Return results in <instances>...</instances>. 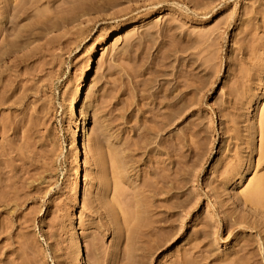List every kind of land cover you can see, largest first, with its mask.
Returning <instances> with one entry per match:
<instances>
[{
    "label": "rangeland",
    "instance_id": "obj_1",
    "mask_svg": "<svg viewBox=\"0 0 264 264\" xmlns=\"http://www.w3.org/2000/svg\"><path fill=\"white\" fill-rule=\"evenodd\" d=\"M35 1L0 0V264H264V197L242 202L264 179V0ZM167 100L186 112L136 150ZM152 159L171 190L149 241Z\"/></svg>",
    "mask_w": 264,
    "mask_h": 264
},
{
    "label": "bare ground",
    "instance_id": "obj_2",
    "mask_svg": "<svg viewBox=\"0 0 264 264\" xmlns=\"http://www.w3.org/2000/svg\"><path fill=\"white\" fill-rule=\"evenodd\" d=\"M34 1V0H33ZM37 1V0H36ZM35 1V2H36ZM39 1V0H38ZM110 1V0H109ZM192 1V0H191ZM1 2H2V0H1ZM9 3H10V1H8ZM8 2L6 3L5 2V4H2V3H0V9H2L1 11H3V12H1V13H4V14H6V15H3V14H1L2 15V17L0 18V21L2 20L4 23H5V25H3L4 27H2V28H0V33L2 32V35H5L4 37H5V39H7L8 37H9V35L11 34V33H13V32H11L10 30H12V23L14 22V19L12 20L10 17H9V15H8V13H6V11L8 12V8L9 7H7V6H9V5H11V4H8ZM23 3H25V2H23ZM8 4V5H7ZM26 4V3H25ZM98 4V3H97ZM3 5H5V6H3ZM7 5V6H6ZM21 5H23L22 3H21ZM27 5H28V3H27ZM34 5V4H33ZM104 5V4H103ZM107 5V4H106ZM109 5V4H108ZM112 5V4H111ZM12 6V5H11ZM18 6H20V5H18ZM24 6V5H23ZM95 6V5H94ZM7 7V9H5ZM15 7H16V5H15ZM14 7V8H15ZM90 7V6H89ZM19 8V7H18ZM84 8H86V7H84ZM104 8V7H103ZM24 9H26V8H24ZM90 9V8H89ZM19 10H20V8H19ZM18 10V11H19ZM10 12V11H9ZM13 12H14V10H13ZM18 13V12H17ZM23 13V12H22ZM14 14V13H13ZM30 14V13H29ZM17 15V14H16ZM13 15H11V17H12ZM24 16H25V14H24ZM17 17V16H16ZM20 17V16H19ZM55 17V16H54ZM38 21V20H37ZM11 23V24H10ZM35 24H38V23H35ZM41 24V23H40ZM18 25V24H17ZM19 27V26H18ZM18 27H15V29L16 28H18ZM11 28V29H10ZM21 30V29H20ZM14 35V34H13ZM1 36V35H0ZM10 36H12V35H10ZM22 36H24V35H22ZM21 37V36H20ZM3 38V37H2ZM12 38V37H11ZM19 38V37H18ZM4 39V38H3ZM5 39H4V41H5ZM9 40H11V39H9ZM3 41V40H2ZM4 41H3V43H4ZM1 42V41H0ZM10 42V41H9ZM20 42V41H19ZM3 43H2V45H3ZM12 43H13V41H12ZM1 44V43H0ZM9 44H11V43H9ZM18 44H21V43H18ZM18 44H16V45H18ZM25 44V43H24ZM6 46V47H5ZM4 47L6 48H4V49H1V51L2 52H8V49L10 48H7V44L5 45ZM10 46V45H9ZM20 46V45H19ZM21 46H23V45H21ZM1 47V46H0ZM12 47V46H11ZM13 48V47H12ZM0 51V52H1ZM10 53V51L8 52V54ZM3 54V53H2ZM8 54H7V56H8ZM1 56V55H0ZM4 60V59H3ZM189 61V60H188ZM192 61H194V60H192ZM4 63V62H3ZM189 64V62L187 63V65ZM191 64H194V62L192 63L191 62ZM197 65V64H196ZM198 65H200V63L198 64ZM197 65V66H198ZM191 66V65H190ZM202 66V65H201ZM188 67V66H187ZM186 68V67H185ZM180 73V72H179ZM184 75V74H183ZM175 76V75H174ZM183 77V76H182ZM180 78V77H179ZM173 79H174V77H173ZM195 79V78H194ZM177 81H176V83H175V85L178 87L179 85H181L183 82H181L179 79H176ZM184 80V79H183ZM185 81V80H184ZM201 81V80H200ZM200 81H199V84L201 85V83H200ZM191 82V81H190ZM198 83V82H197ZM199 84H198V86H194V87H192V89L193 90H195L196 89V91H198L199 90V88L201 89V87H199ZM203 84H205V83H203ZM202 84V85H203ZM187 83L185 84V85H183V86H185L187 89L188 88H190L191 86H193L192 84H188L187 86ZM197 85V84H196ZM201 85V86H202ZM169 86V85H168ZM176 86L174 87V85H173V87H174V89L176 88ZM204 86V85H203ZM202 86V87H203ZM239 86V85H238ZM237 86V87H238ZM180 87V86H179ZM185 87H180L182 90L184 89L185 90ZM199 87V88H198ZM171 88H172V86H171ZM179 88V89H180ZM163 89V88H162ZM191 89V90H192ZM160 90V89H159ZM181 90V91H182ZM184 90L182 91V93H183V95L185 94L184 93ZM201 91V90H200ZM233 91V90H232ZM236 91V90H235ZM169 93H166V95L168 94H171V90L170 91H168ZM199 92V91H198ZM153 93H155V92H153ZM180 93V92H179ZM182 93L180 94V95H182ZM172 94H173V90H172ZM4 95V94H3ZM151 95H153L154 96V94H151ZM151 95H149V96H151ZM157 94H155V96H154V101H156L157 100V96H156ZM185 96V95H184ZM2 97V96H1ZM164 97H165V95H164ZM167 97V96H166ZM174 97V96H173ZM172 97V98H173ZM182 97V96H181ZM4 98V97H3ZM149 98V97H148ZM156 98V99H155ZM179 98H180V96H179ZM178 98V99H179ZM185 97H183V99H184ZM6 99V98H5ZM169 99H171V98H169ZM168 99V100H169ZM174 99V98H173ZM173 99H171V100H173ZM151 101H153V99H150ZM159 100H160V98H159ZM167 100V101H168ZM180 100H181V98H180ZM185 100V99H184ZM183 100V101H184ZM174 101V100H173ZM169 102L170 103V106H169V103H167L168 105H167V109L165 108L164 110H167V112L169 111V108L171 107V105L173 106L174 105V103L175 102ZM182 101V100H181ZM3 102V101H2ZM164 102V101H163ZM160 104H161V102H160ZM165 104V103H164ZM149 105V104H148ZM152 105V104H151ZM177 105H178V102H177ZM164 106H166V104L164 105ZM152 107V106H151ZM157 107V106H156ZM187 107H188V105H187V102H183L182 104H181V102H180V105H178V108H176L177 109V111H176V114L173 112V113H171V111L170 112H168L169 114L165 117L163 114V111H162V114H161V117L163 118V119H161V117H160V119L161 120H159L158 118H156V117H154V113H155V116H156V114L158 115H160V111H158L157 109H159L158 107H157V109L156 108H154L155 110H153L152 108H150V111H152L153 113L152 114H150L151 116L150 117H147V119L148 120H150L151 121V124L150 125H146V126H150L149 128H147V127H145V128H147V132L145 131V138L144 137H142V135H141V133H140V135H141V137H139L138 139L140 140V139H144L143 141L141 140V142L142 143H140V141H139V143H138V141L136 140V142L138 143L137 144V146L138 147H136V150L138 149H142V147L144 148H147L148 146H147V144H149V142H151L152 140L154 141V138L153 137H155L156 138V136L158 137L159 136V132L160 131H163L164 129H166V127L167 126H170L169 124L170 123H172L173 121H174V118H177V116L180 118L185 112H186V109H187ZM163 108V107H162ZM161 109V108H160ZM171 109V108H170ZM158 112H157V111ZM147 111V110H146ZM156 111V112H155ZM143 112V111H142ZM165 112V111H164ZM166 112V113H167ZM165 113V114H166ZM153 115V116H152ZM264 119V118H263ZM263 119H262V121H263ZM149 122V121H148ZM137 126V125H136ZM139 128V127H138ZM168 128V127H167ZM144 130H146V129H144ZM139 136V135H138ZM144 136V135H143ZM163 136V138L165 137V138H167V136H164V135H162ZM137 138V137H136ZM263 140V139H262ZM264 141V140H263ZM165 142V141H164ZM167 143V142H166ZM263 144H262V148H260V149H262L261 151V156H263L264 157V155H262V154H264L263 152H264V142H262ZM166 145H168V144H165V146ZM134 146V145H133ZM136 146V145H135ZM147 146V147H146ZM164 146V147H165ZM127 147H129V146H127ZM167 148H169L168 146H166ZM149 148V147H148ZM165 149L166 151H167V153H169L168 152V149ZM77 149H78V151L79 152H81L80 150H81V148H80V146H77ZM131 149V148H130ZM150 150L151 149H153V148H149ZM134 150V149H133ZM146 151V150H145ZM152 151V150H151ZM78 154H80V153H78ZM167 155V154H166ZM170 155V154H169ZM168 155V157L170 158V156ZM168 157H166L165 159L167 160V158ZM168 158V159H169ZM157 159V158H156ZM156 159H152V160H156ZM263 159V158H262ZM161 160V159H160ZM164 160V159H163ZM235 161H237L238 163H239V159H237V160H235ZM234 161V162H235ZM162 162V161H161ZM168 162H170V161H168ZM236 162V164H238ZM241 162V161H240ZM154 163H157V164H154ZM154 165L152 166V164L150 165V168L151 167H153V169H151L152 171H150V173H149V175H150V177H148V176H146V177H148V178H144L145 180H143L144 181V183H143V185H142V187H143V190L145 191V193H146V189L147 190H149V191H147V193H149V195H150V197H152V198H148V194L146 195V197H147V199H149V200H151L150 202H149V200L147 201L146 200V202H148V203H150V204H148V205H150V208L148 207L147 209H149V210H145V212H147V213H145V215L146 214H148V216H146L147 217V219L145 218V217H143V218H145L144 220L145 221H141L140 220V217L138 216V220L136 219H134L135 221L134 222H136V224L134 223V225L133 226H135L136 228H137V231H138V233H139V236H141L142 238H143V240H144V237L146 238L147 237V239L149 240V238H151V237H153V235L155 234V232H157L156 230H157V225H156V223H157V218H156V213L158 212V210H157V208L159 207V205H157L155 202H156V199L158 198V197H156L157 195H160V191H161V193L162 194H165V190L167 189V187H165V186H169L170 185V183L168 182V180L169 181H171L170 180V178L168 177V173H165L164 171H162V173L160 172L161 170L159 169V163H158V160H156V161H154ZM235 164V166H238V165H236ZM233 165V164H232ZM232 165H231V169L233 168V167H235V166H233L232 167ZM165 166V165H164ZM166 166H168V165H166ZM165 166V167H166ZM149 168V169H150ZM167 168V167H166ZM159 169V170H158ZM230 169V170H231ZM240 169V168H239ZM168 170H170V172H171V169L168 167ZM233 171H236V172H238L239 170H238V168H236L235 167V170H233ZM151 172L152 173H154V174H151ZM168 172V171H167ZM229 172V171H228ZM228 172H227V174H228ZM164 173V174H163ZM230 173H231V171H230ZM233 173V172H232ZM151 175H156V176H151ZM231 176H233L232 174L230 175V177ZM168 177V178H167ZM171 177V176H170ZM263 178V177H262ZM0 181H2V180H0ZM168 183H169V185H168ZM8 184V183H7ZM253 185H254V187H252V189H248L249 191L248 192H245V195H244V199H243V203H244V201L246 200V203H248L249 201L251 202V204H252V206L254 205L255 206V208H253L252 209V206H251V211H255L256 213L258 212L257 211V209L258 208H256V207H258V205H262V203H260L261 201H263V197H264V179H259V182L257 183V181H256V183H253ZM252 185V186H253ZM2 186V185H1ZM4 186V185H3ZM142 187L140 188V189H142ZM170 187V186H169ZM169 187H168V189H169ZM2 188V187H1ZM0 188V189H1ZM6 187H4V189H5ZM5 190H7V189H5ZM4 190V191H5ZM170 190H171V187H170ZM169 190V191H170ZM79 189H77V193H79ZM164 191V192H163ZM8 192V191H7ZM10 192V191H9ZM2 193V192H1ZM6 193V192H5ZM12 193V192H11ZM10 193V194H11ZM141 193V192H140ZM159 193V194H158ZM4 194V193H3ZM167 194H168V192H167ZM170 194V193H169ZM7 195V194H6ZM142 195V194H141ZM166 195V194H165ZM9 197V196H8ZM11 197H13V196H11ZM172 197V196H171ZM1 198V197H0ZM156 198V199H155ZM169 198H170V196H168L167 195V197H165L164 199H165V201H164V203H162V204H164L163 205V207L165 208V210H164V214H165V216L163 217V220H164V222H163V226L166 228V229H169L168 227H169V225H170V220L172 219V218H170V216H172L171 214H172V211H171V209L173 208H171L170 206L172 205H170L169 206ZM2 199H4V196H3V198ZM1 199V200H2ZM5 199H6V197H5ZM14 199V198H13ZM171 199V198H170ZM239 199V198H238ZM237 199V200H238ZM241 199V200H242ZM262 199V200H261ZM0 200V201H1ZM6 200H8V201H10L9 199H6ZM240 200V199H239ZM238 200V201H239ZM13 201V200H12ZM248 201V202H247ZM6 203H7V201H5ZM165 202H166V204H165ZM174 202V201H173ZM241 202V201H240ZM245 203V204H246ZM144 204V203H143ZM159 204V203H158ZM168 204V205H167ZM258 204V205H257ZM174 205V204H173ZM264 205V204H263ZM262 205V206H263ZM145 206V205H144ZM243 206H245V205H243ZM143 208V207H142ZM160 208V207H159ZM261 208H264V207H261ZM259 209H260V207H259ZM144 210V209H143ZM249 211V210H248ZM250 211V213L252 214V215H254L253 213H255L254 211H253V213ZM261 211V210H260ZM148 212H150V213H148ZM250 213H249V215H250ZM255 213V214H256ZM259 213V212H258ZM262 214H263V212H261ZM260 213V214H261ZM143 215V214H142ZM155 215V216H154ZM141 216V215H140ZM154 216V217H153ZM158 216V215H157ZM255 216V215H254ZM260 216V215H259ZM264 216V215H263ZM263 218V217H262ZM159 219V218H158ZM246 219V218H245ZM1 221V220H0ZM132 221H133V217H132ZM228 221H229V219H228ZM263 221V220H262ZM138 222V223H137ZM234 222V221H233ZM260 222V221H259ZM263 223V222H262ZM7 224V223H6ZM258 224H260L261 225V222L260 223H257V225ZM230 225V224H229ZM130 226V225H129ZM129 226H128V228H129ZM232 226V225H231ZM259 226V225H258ZM262 226V225H261ZM1 227V226H0ZM134 227V228H135ZM257 227V226H256ZM127 228V229H128ZM263 228V227H262ZM261 228V229H262ZM2 229V228H1ZM139 229V230H138ZM156 229V230H155ZM259 229V228H258ZM171 229H169L168 231H170ZM260 230V229H259ZM5 230H3V232H4ZM167 230H165L163 233L165 234V232H166V234H165V238H164V235H163V238L165 239H163V243L165 242L166 243V241H169V240H167V239H169L170 237H171V235L169 234V232H168ZM1 232V231H0ZM7 232V231H6ZM127 232H129V231H127ZM260 232V231H259ZM130 233V232H129ZM134 233H135V231H134ZM137 233V234H138ZM132 234V233H131ZM129 235V234H128ZM135 235V234H134ZM157 235V234H156ZM167 236V237H166ZM170 236V237H169ZM128 237V236H127ZM132 237H133V235H132ZM135 237H137L136 235H135ZM140 237V239H142ZM158 237V236H157ZM157 237H154V238H157ZM162 237V236H161ZM160 237V238H161ZM169 237V238H168ZM135 239V238H134ZM137 239H139V238H137ZM158 239V238H157ZM162 239H161V241H162ZM132 240H133V238H132ZM148 240H146V241H148ZM150 240H152V238L150 239ZM149 240V241H150ZM134 241V240H133ZM136 241V240H135ZM160 241V242H161ZM143 242V241H142ZM152 242V241H151ZM136 243V242H135ZM145 243V242H144ZM133 244V243H132ZM142 244V243H141ZM147 244V243H146ZM151 244V243H150ZM158 244H159V242H158ZM161 244V243H160ZM137 245V244H136ZM148 245V244H147ZM155 245V244H154ZM164 245V244H163ZM143 246V245H142ZM157 246V245H156ZM135 246L133 245V248H134ZM161 247V246H160ZM152 249V248H151ZM155 249H156V247H155ZM138 250V249H137ZM153 250H154V248H153ZM247 250V249H246ZM245 250V251H246ZM139 251V250H138ZM137 253V252H136ZM136 253H135V255H136ZM245 253V252H244ZM139 255V254H138ZM142 255H144V254H142ZM245 255V254H244ZM239 258V257H238ZM244 258V257H243ZM241 260V259H240ZM250 260V259H249ZM238 261V260H237ZM246 261V260H245ZM233 262V261H232ZM241 263V262H240ZM248 263V262H247ZM242 264H244V263H242Z\"/></svg>",
    "mask_w": 264,
    "mask_h": 264
}]
</instances>
